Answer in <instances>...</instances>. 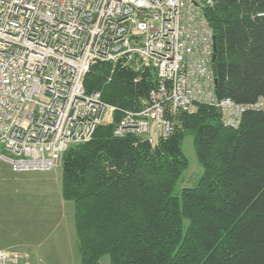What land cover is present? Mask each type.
Here are the masks:
<instances>
[{
    "label": "trees",
    "instance_id": "16d2710c",
    "mask_svg": "<svg viewBox=\"0 0 264 264\" xmlns=\"http://www.w3.org/2000/svg\"><path fill=\"white\" fill-rule=\"evenodd\" d=\"M205 15L218 96L255 104L264 98V0H215ZM158 83L152 67L108 61L85 78L88 93L135 111ZM167 117L173 129L158 142L99 124L89 141L64 153L63 194L75 206L81 264H101L107 254L111 264H264V110L245 111L238 127L206 104ZM189 133L204 172L177 195Z\"/></svg>",
    "mask_w": 264,
    "mask_h": 264
},
{
    "label": "built area",
    "instance_id": "2783aa9c",
    "mask_svg": "<svg viewBox=\"0 0 264 264\" xmlns=\"http://www.w3.org/2000/svg\"><path fill=\"white\" fill-rule=\"evenodd\" d=\"M215 0H0V161L15 172L47 171L99 124L118 136L169 135L170 112L218 108L238 127L264 98L238 104L217 94L215 38L205 9ZM98 61L135 70L152 67L159 83L141 110H122L88 93L85 78ZM121 118L115 120L116 112ZM0 250V264H20Z\"/></svg>",
    "mask_w": 264,
    "mask_h": 264
},
{
    "label": "rangeland",
    "instance_id": "374dc122",
    "mask_svg": "<svg viewBox=\"0 0 264 264\" xmlns=\"http://www.w3.org/2000/svg\"><path fill=\"white\" fill-rule=\"evenodd\" d=\"M183 151L189 160V167L182 173L175 187L177 195H181L184 188L195 187L204 172V167L196 152L194 136L190 133L187 134L183 142ZM62 163L63 158L59 166L51 170L27 173L32 178L35 196H40L41 201L46 202L31 204V209L35 214L33 218L39 228V232H37L34 226L33 233L34 235L38 233L40 237L48 235V240L53 239L52 242H57L58 245L47 246L50 251L49 249L35 251L30 259L31 264H81L76 243L74 204L72 201L66 200L63 194ZM4 169L10 170V166L4 161H0V172ZM185 224H188V220L185 221ZM21 251L30 253L26 249ZM101 264H111L110 255H104Z\"/></svg>",
    "mask_w": 264,
    "mask_h": 264
},
{
    "label": "crops",
    "instance_id": "0c3cea01",
    "mask_svg": "<svg viewBox=\"0 0 264 264\" xmlns=\"http://www.w3.org/2000/svg\"><path fill=\"white\" fill-rule=\"evenodd\" d=\"M27 173L13 172L11 167L10 170L4 169L0 172V250L21 253L23 258L20 264H31L32 254L37 250L47 251L49 249L47 246H58L57 242H52L53 239L48 240V235L40 237L38 233L35 235L33 233L34 226L37 232H39V228L33 218L35 214L31 209V204L46 202H42L40 196H35V190H33L31 182L32 178ZM75 229L79 252L76 223ZM24 249L29 250L30 253H23L21 250Z\"/></svg>",
    "mask_w": 264,
    "mask_h": 264
},
{
    "label": "water",
    "instance_id": "95a60500",
    "mask_svg": "<svg viewBox=\"0 0 264 264\" xmlns=\"http://www.w3.org/2000/svg\"><path fill=\"white\" fill-rule=\"evenodd\" d=\"M216 58H217V54L215 52L213 55V71H214V74L216 76V84L218 85Z\"/></svg>",
    "mask_w": 264,
    "mask_h": 264
}]
</instances>
